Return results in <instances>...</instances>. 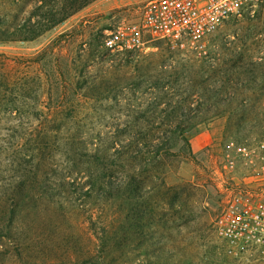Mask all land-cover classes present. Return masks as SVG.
I'll return each mask as SVG.
<instances>
[{
	"label": "rangeland",
	"instance_id": "1",
	"mask_svg": "<svg viewBox=\"0 0 264 264\" xmlns=\"http://www.w3.org/2000/svg\"><path fill=\"white\" fill-rule=\"evenodd\" d=\"M146 1L94 0L33 40L0 41L9 83L0 95V226L14 207L0 264H85L88 214L111 219L123 204L110 205L97 185L87 192L97 154L113 184L123 174L143 179L148 218L141 240L131 231L122 244V264H264L261 249L229 243L218 223L235 192L264 189V12L193 44L106 46L107 32L138 22Z\"/></svg>",
	"mask_w": 264,
	"mask_h": 264
},
{
	"label": "trees",
	"instance_id": "2",
	"mask_svg": "<svg viewBox=\"0 0 264 264\" xmlns=\"http://www.w3.org/2000/svg\"><path fill=\"white\" fill-rule=\"evenodd\" d=\"M93 1L94 0H0V41L33 40L45 31L62 23ZM33 60H35V58H28L25 61L31 63ZM8 85L7 77L1 75L0 95L6 90ZM2 97L4 98L3 94ZM92 157L96 164V170L94 177H91V174L88 175L90 180L87 192L92 191L97 185L103 193L101 196L104 197L105 195L106 198L110 200V205L113 203L111 201H116L115 199H120V202L123 204L118 206L120 209L114 212L111 219L102 217L101 212V214L94 213L96 210L88 214L87 222L85 221L84 225L87 226L88 229L86 230L94 240L90 236L88 237V241L93 244V247L91 250H86L83 262L85 264H122L123 257H125V254H122L124 253L122 247H124L126 241L128 244L131 231L136 234L140 241L141 237H143L145 219L148 218L146 213L148 211V209H146L147 206H144L142 201L143 198L140 196L144 185L143 179L140 178L139 174H133L131 176L123 174L120 176L121 178L118 180V183L113 184L108 179L111 174H107V165L103 161L105 156L97 154ZM114 159H116V156ZM115 161H118V158ZM120 166L122 167L123 164ZM31 173L30 181L32 180L38 183L40 181L37 175L38 172L34 173L35 175L33 172ZM90 173H92V171H90ZM42 174H44V172L41 173V176ZM78 177L77 175V178ZM72 179L74 180L76 178L74 177ZM64 180L67 184L70 178H64ZM40 193L46 195L43 189L40 190ZM111 213L113 214V211ZM13 216L14 207L11 206L6 221L7 224L1 225L0 231H3V229L9 231ZM150 217H152V213H150L149 218ZM111 232L114 234L118 232L119 235L113 236ZM97 241H101L103 245L100 253L97 254V258L94 259L96 257L95 247ZM123 243L124 245H122ZM138 245L136 247H138Z\"/></svg>",
	"mask_w": 264,
	"mask_h": 264
},
{
	"label": "built area",
	"instance_id": "3",
	"mask_svg": "<svg viewBox=\"0 0 264 264\" xmlns=\"http://www.w3.org/2000/svg\"><path fill=\"white\" fill-rule=\"evenodd\" d=\"M264 12V0H148L138 22L118 25L107 32L104 43L117 51H136L148 40L172 46L194 43L232 18ZM264 158V139L260 142ZM264 169V166H263ZM240 190L228 199L219 219V233L229 243L251 242L264 252V189Z\"/></svg>",
	"mask_w": 264,
	"mask_h": 264
}]
</instances>
